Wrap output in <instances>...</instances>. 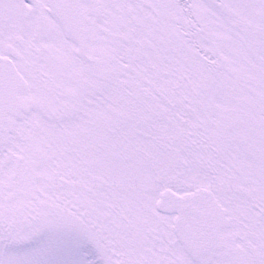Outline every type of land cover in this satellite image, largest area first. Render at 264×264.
I'll use <instances>...</instances> for the list:
<instances>
[{"label": "snow or ice", "instance_id": "6c2138e0", "mask_svg": "<svg viewBox=\"0 0 264 264\" xmlns=\"http://www.w3.org/2000/svg\"><path fill=\"white\" fill-rule=\"evenodd\" d=\"M0 264H264V0H0Z\"/></svg>", "mask_w": 264, "mask_h": 264}]
</instances>
